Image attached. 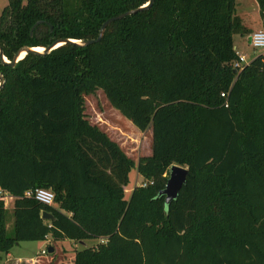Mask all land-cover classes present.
<instances>
[{
  "label": "trees",
  "instance_id": "16d2710c",
  "mask_svg": "<svg viewBox=\"0 0 264 264\" xmlns=\"http://www.w3.org/2000/svg\"><path fill=\"white\" fill-rule=\"evenodd\" d=\"M264 29V0H256ZM149 0H8L0 50L95 40L108 19ZM248 29L235 0H154L107 25L96 44L0 54V264L20 242L77 243L73 264H264V51L236 68ZM101 89L151 155L135 164L85 117ZM225 94L224 97L221 95ZM227 105V106H226ZM173 164L188 170L165 204ZM145 185L127 199L135 168ZM36 189L54 193L44 205ZM53 220H44L43 213Z\"/></svg>",
  "mask_w": 264,
  "mask_h": 264
},
{
  "label": "rangeland",
  "instance_id": "374dc122",
  "mask_svg": "<svg viewBox=\"0 0 264 264\" xmlns=\"http://www.w3.org/2000/svg\"><path fill=\"white\" fill-rule=\"evenodd\" d=\"M236 13L252 29L259 28V21L261 20L259 15V5L256 0H235ZM8 0H0V15L2 9L7 5ZM263 29V27L261 28ZM239 34L234 35L233 39L236 42L238 50L247 53L248 60H252L256 55L261 53V50H254L252 46L243 40L244 43L238 41ZM85 101V117L94 124L100 127L107 133L110 138L119 144L121 149L127 156H129L136 164L140 157L150 154L151 148V129L148 128L145 131H140L134 126L128 119L124 118L119 111L115 110L109 100H107L105 94L101 89H98L92 93L84 94ZM130 182L126 186L125 196L128 199L130 192L137 185L144 184V180L136 182L137 169L136 167L130 171ZM3 197V198H2ZM0 198L7 203V218H6V230L9 237L13 235L12 223H13V211L12 202H8V194L0 192ZM54 205V204H52ZM96 242V243H94ZM98 240H86L82 245L81 243L74 242L66 239L61 241L60 244L54 242L51 238L47 246L54 248L52 253H48L47 256H42L40 247L30 244L28 248L24 245H20L12 250L13 254L20 253L24 257L31 258L26 261H20L17 264H73L75 254L78 251L84 249V247H95ZM38 252V254H36ZM8 254H2L3 264H14V258L8 257Z\"/></svg>",
  "mask_w": 264,
  "mask_h": 264
},
{
  "label": "water",
  "instance_id": "95a60500",
  "mask_svg": "<svg viewBox=\"0 0 264 264\" xmlns=\"http://www.w3.org/2000/svg\"><path fill=\"white\" fill-rule=\"evenodd\" d=\"M153 1L154 0H149L147 5L139 8V9L131 10L130 12H126L124 14H120L118 16H114V18L106 20L101 25L99 35L95 40H86V41L78 40V41H75V40H71V39H60V40L53 42L51 45H49L47 47H42L43 50L41 52L35 50V48H32V47L29 48V47L24 46L21 50H19V52L15 55V57L12 61H8L7 59H5L3 54H2V51L0 50L2 60L4 63L7 62L11 66H14L19 60L23 59L24 56L28 53H35L38 55L48 54L51 51L58 48L60 45L66 44V43H72V44H76V45H78V44L79 45L96 44V42H99L102 39L107 25L111 24L115 20L130 16L133 13H136L138 10H142L144 8L149 7V5H151ZM3 84H4V79H3L2 75L0 74V88L3 86ZM169 171L170 172H169V178H168L167 184H166L164 190H162L160 192V195L165 196V204H167V205H169L171 202H173V200H175L178 197L179 192L181 190V187L185 184L187 176H188V170L186 168L181 167V166L176 165V164H173L172 167L169 169ZM42 217L46 221L54 219V216L48 212L43 213ZM53 251H54V248L50 246L49 252L52 253Z\"/></svg>",
  "mask_w": 264,
  "mask_h": 264
},
{
  "label": "built area",
  "instance_id": "2783aa9c",
  "mask_svg": "<svg viewBox=\"0 0 264 264\" xmlns=\"http://www.w3.org/2000/svg\"><path fill=\"white\" fill-rule=\"evenodd\" d=\"M250 46L254 50H261L264 51V29H259V31L251 33L249 37ZM238 55V61L235 62L234 66L237 68H242L243 65L249 64L252 60L246 59V56L244 54H237ZM222 97L225 96V94L221 95ZM227 106V105H226ZM145 185V184H142ZM2 192V191H0ZM29 196H34L36 200L41 202L44 205H52L54 202V193L51 192L48 189H36L34 192H28ZM3 198V197H2ZM49 247L46 246L45 249L41 251L42 256H47L49 252Z\"/></svg>",
  "mask_w": 264,
  "mask_h": 264
},
{
  "label": "crops",
  "instance_id": "0c3cea01",
  "mask_svg": "<svg viewBox=\"0 0 264 264\" xmlns=\"http://www.w3.org/2000/svg\"><path fill=\"white\" fill-rule=\"evenodd\" d=\"M242 21H243V20H242ZM243 24H244V25L246 26V28L248 29V33L245 34V35H239L240 38H238V39H239L238 41H240L241 43H244L245 40H247V42L250 44V42H249V37H250L251 33L256 32V31H259V29L262 28L261 20L259 21V24H260V25H259V28H257V29H252V28H250L247 24L244 23V21H243ZM244 39H245V40H244ZM243 40H244V42H243ZM233 42H234V48H235V51L237 52V54H239V55L244 54L246 57H249V56L247 55V53L242 52V51L240 52V51L238 50L237 45H236V42L234 41V39H233ZM150 129H151V128H150ZM150 131H151V130H150ZM150 135H151V133H150ZM151 142H152V135H151ZM151 146H152V143H151ZM150 150H151V148H150ZM151 154H152V153H151V151H150V154L147 155V156H150ZM142 180H144V179H143V177L141 176V174H140V173H137L136 182H140V181H142ZM124 190H126V187L124 188ZM125 192H129V191L126 190ZM131 193H132V192H130L129 197H130ZM129 197H128V198H129ZM10 201H11L12 204H13L14 198H13V196L8 195V202H10ZM6 208H7V203L5 204V209H6ZM12 208H13V206H12ZM12 226H13V223H12ZM50 240H51V238L48 236L46 241H35V242H30V243L20 242V243H18L17 245L13 246V247H12V250H13L14 248H16V247H19L20 245H24V246H26V247L28 248V246H29L30 244H33V245H36L37 247H40V252H41L43 249L46 248V246L48 245V243H49ZM60 242H61V241H60ZM60 242H56V243L60 244ZM98 242H101V243H102V242H104V239L102 238V240H98ZM84 243H85V241L82 242L81 244L83 245ZM94 243H96V242H94ZM12 250H11V252H10L7 256L15 259V260H14V264H17V263L20 262V261H26V260H29V259L31 258V256H29V257H24L23 255H21V254L18 253V252H16L15 254H13ZM36 254H38V252H36ZM1 263L3 264L2 261H1Z\"/></svg>",
  "mask_w": 264,
  "mask_h": 264
},
{
  "label": "bare ground",
  "instance_id": "6f19581e",
  "mask_svg": "<svg viewBox=\"0 0 264 264\" xmlns=\"http://www.w3.org/2000/svg\"><path fill=\"white\" fill-rule=\"evenodd\" d=\"M35 50H37V51H40V52H41V51L43 50V48L36 47V48H35Z\"/></svg>",
  "mask_w": 264,
  "mask_h": 264
}]
</instances>
